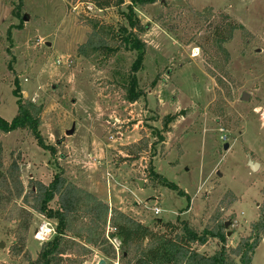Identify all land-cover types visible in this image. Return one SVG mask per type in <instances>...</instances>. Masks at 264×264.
<instances>
[{
	"label": "rangeland",
	"instance_id": "rangeland-1",
	"mask_svg": "<svg viewBox=\"0 0 264 264\" xmlns=\"http://www.w3.org/2000/svg\"><path fill=\"white\" fill-rule=\"evenodd\" d=\"M123 1L98 11L93 0H0V117L10 122L16 116L13 91L19 85L23 100L43 106L41 132L56 149L55 156L44 152L28 131L0 133L4 167L21 155L25 194L31 180L49 185L62 170L77 187L145 225L188 220L203 231L231 222L226 246L235 249L254 238L253 226L264 216V0H164L137 8L149 30L142 35L147 52L137 74L145 97L135 103L125 91L135 54L110 60L77 54L90 32L83 22L123 23L129 0ZM192 10L211 22L227 14L250 34L237 31L225 45L226 75H208V57L199 47L211 52L204 42L209 23ZM243 92L248 102L240 100ZM170 114L177 120L165 142L155 144V131ZM141 140L148 149L132 161L128 153ZM250 160L260 164L258 172ZM150 166L185 195L149 178ZM137 180L144 181L142 188ZM17 205L23 206L21 200ZM15 213L12 206L0 211V264H29L10 251ZM34 214L24 249L32 259L43 243L35 238L40 227L50 224L55 232L52 221ZM263 230L252 264H264ZM111 243L119 250L117 241ZM221 247L212 240L198 251L212 256ZM101 260L128 264L120 252L113 260L98 249L83 264Z\"/></svg>",
	"mask_w": 264,
	"mask_h": 264
},
{
	"label": "trees",
	"instance_id": "trees-1",
	"mask_svg": "<svg viewBox=\"0 0 264 264\" xmlns=\"http://www.w3.org/2000/svg\"><path fill=\"white\" fill-rule=\"evenodd\" d=\"M22 1V0H20ZM67 2L70 0H66ZM164 0H129L122 13L123 23L119 25L105 24L95 18L87 19L83 25L90 29L87 41L79 45L77 54L90 59L101 56L110 60L119 53L135 54L131 65V73L125 88L127 100L135 103L145 97L138 88L137 74L144 68L147 43L142 39L149 26H144L138 17L137 8L155 5ZM98 11H105L124 4L123 0H93ZM211 11H209L210 14ZM195 17L209 23V36L204 42L211 52L200 45L208 57L207 73L216 77V73H225L230 55L225 48L235 32L250 36L244 26L233 21L227 14H220L217 22H211L204 14L193 11ZM17 99V114L8 122L0 117V133L9 134L14 131H28L36 145L52 156L56 155L55 147L48 145L41 132L43 106L29 100H23L19 85L13 91ZM177 120L176 114L166 115L162 120V130H156L158 143L165 142V135L171 132V125ZM155 144L152 145V149ZM156 147V146H155ZM132 161L148 149L147 141H139L134 145ZM13 156V154H12ZM21 155L12 157L6 168L3 163V149L0 144V211L6 207L15 208V215L10 220L18 221L14 233L15 241L10 248L14 256H23L29 264H83L98 249L108 259H116V249L112 241L119 243L122 259L128 264H252L255 250L264 228V216L254 224V238L243 241L235 249L226 246L227 234L225 224L217 223L211 228L199 231L188 220L163 222L155 220L153 225H145L118 209L110 208L98 196L87 192L64 178L62 170L58 172L49 185L31 180L30 191L25 194L20 179ZM126 161V160H125ZM151 179L160 185L185 195L178 187L157 174L153 166L147 170ZM21 200L23 206H18ZM36 213L55 224V234L50 240L41 244L34 259L29 252L24 253L27 238ZM264 235V230H263ZM218 240L221 248L212 256L198 251V247L206 246L210 241ZM24 253V255H23Z\"/></svg>",
	"mask_w": 264,
	"mask_h": 264
},
{
	"label": "water",
	"instance_id": "water-1",
	"mask_svg": "<svg viewBox=\"0 0 264 264\" xmlns=\"http://www.w3.org/2000/svg\"><path fill=\"white\" fill-rule=\"evenodd\" d=\"M49 45V44H48ZM240 100L242 102H248L250 100V95L246 92H243L242 95H241V98ZM264 120V112H259ZM73 133V131H70L68 132V135H71ZM225 150H227L229 148V145L228 144H225L224 146ZM249 164V168L253 171V172H258L261 168L260 164L257 163V162H254L253 160H250L248 162ZM143 183L144 181L142 180H137V184L139 186V188H142L143 187ZM232 226V223L231 222H225V229H229L230 227ZM232 236V233L231 232H228L227 233V237L230 238ZM98 264H107L105 260H101L98 262Z\"/></svg>",
	"mask_w": 264,
	"mask_h": 264
},
{
	"label": "built area",
	"instance_id": "built-area-1",
	"mask_svg": "<svg viewBox=\"0 0 264 264\" xmlns=\"http://www.w3.org/2000/svg\"><path fill=\"white\" fill-rule=\"evenodd\" d=\"M222 141H226V136H222L221 137ZM155 214L156 215H159L160 214V210L159 209H155ZM54 229L51 228V225H47V226H41L39 231L36 233L35 235V238L38 240V241H41V242H45V241H48L51 239V237L54 235ZM39 239H43V240H39ZM116 249V252L118 253L119 250L117 249V247H115Z\"/></svg>",
	"mask_w": 264,
	"mask_h": 264
},
{
	"label": "bare ground",
	"instance_id": "bare-ground-1",
	"mask_svg": "<svg viewBox=\"0 0 264 264\" xmlns=\"http://www.w3.org/2000/svg\"><path fill=\"white\" fill-rule=\"evenodd\" d=\"M39 240H43V239H39Z\"/></svg>",
	"mask_w": 264,
	"mask_h": 264
},
{
	"label": "crops",
	"instance_id": "crops-1",
	"mask_svg": "<svg viewBox=\"0 0 264 264\" xmlns=\"http://www.w3.org/2000/svg\"><path fill=\"white\" fill-rule=\"evenodd\" d=\"M32 228V227H31Z\"/></svg>",
	"mask_w": 264,
	"mask_h": 264
}]
</instances>
